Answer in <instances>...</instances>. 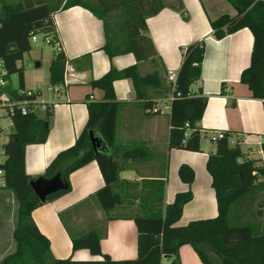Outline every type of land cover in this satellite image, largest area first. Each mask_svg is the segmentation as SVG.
<instances>
[{
	"label": "crops",
	"instance_id": "0c3cea01",
	"mask_svg": "<svg viewBox=\"0 0 264 264\" xmlns=\"http://www.w3.org/2000/svg\"><path fill=\"white\" fill-rule=\"evenodd\" d=\"M183 2L182 13L165 8L148 18L143 36L151 42L145 38L139 40L143 49L139 57L131 53L112 60L103 50L106 33L101 20L83 7L57 11L53 15L57 39L67 58L61 86L50 84L49 69L59 54L53 47L36 54L32 45V51L27 54L35 62L32 74H38L42 82L31 84L25 70V90L39 91L38 101L47 104L53 113L46 143L26 147V172L37 180L44 176L60 152L76 143L88 122L89 104L103 100V92L91 87L93 80L112 68L123 71L137 66L142 75L160 68L168 88V72L179 73L183 49L197 41L206 43L201 87L208 103L202 120L196 125L202 132L201 152L171 149L170 114L151 113L145 101L137 98L131 80L116 81L114 91L119 106L111 156L119 168L121 183L116 191L120 202L108 212L96 199V193L105 186L97 162L72 173L70 192L45 202L31 215L38 230L49 239L53 259L102 260L88 250L73 251L72 239L92 231L100 234L102 252L112 260L136 259L138 233L133 218L163 214L178 193L192 191L194 195L184 207L178 226L218 217L216 194L207 171L208 158L216 152V143L211 141L216 132L228 133L232 147L239 143L246 157L261 160L260 165L264 166V104L253 99L248 87L240 82L243 71L251 64L254 37L248 29L222 40L212 36V21L224 15H237L227 0ZM145 56L150 58L145 60ZM11 91L14 90L7 93L12 95ZM168 95L150 89L148 102L163 106ZM46 111L39 110L36 114L43 118ZM182 165L195 173L191 186L179 177ZM178 261L179 264H203L190 246L180 249ZM161 264H173V259L164 257Z\"/></svg>",
	"mask_w": 264,
	"mask_h": 264
},
{
	"label": "trees",
	"instance_id": "16d2710c",
	"mask_svg": "<svg viewBox=\"0 0 264 264\" xmlns=\"http://www.w3.org/2000/svg\"><path fill=\"white\" fill-rule=\"evenodd\" d=\"M237 15H224L211 22L212 36L217 40L235 34L243 29L251 31L254 37L251 64L241 75L240 82L248 87L253 99L264 104V1L227 0ZM83 7L104 24L106 44L104 52L112 60L127 54L143 51L139 40L150 39L147 31L148 18L165 8L184 12L183 0H22L5 3L0 14V60L4 62L8 77L16 75L20 89H25L24 57L32 51L33 35L52 37L57 41L53 15L59 10ZM121 13L119 24L110 25L108 19ZM125 36L121 38V33ZM151 42V41H150ZM206 54L205 41H197L183 49L182 64L178 73L177 91L181 98L172 103L170 112V148L189 152H201L202 132L197 123L202 120L208 98L204 95L202 65ZM150 56H145V60ZM142 61V60H140ZM67 58L59 53L49 69L50 84H64ZM132 81L137 98L153 114L156 102H148L150 89L170 92L160 68L142 75L137 66L123 71L112 68L103 77L93 80L91 87L103 92V100L89 104V119L76 143L60 152L48 165L42 178L51 179L60 174L67 189L48 199L54 200L70 192L69 177L75 171L92 162H97L105 180V186L95 197L101 207L112 211L120 202L119 168L111 156L114 145L116 117L119 102L116 99L114 83L118 80ZM195 85L197 92L192 94ZM10 93V88L7 90ZM12 96L17 91H11ZM53 113L48 108L41 118L36 113L22 116L17 113L14 130L6 145V161L0 165L6 171V188L19 203L17 226L13 234L16 251L6 256L0 264H161L164 257L179 264V252L183 246H190L203 264H264V229L242 223L246 217L255 216L254 208L260 207L257 215H264V203L256 204L255 194L264 190V166L261 160L246 157L238 143L230 145V135L216 142V152L207 161V171L212 178L218 204V217L189 222L178 226L184 207L193 200L192 191L178 193L174 202L162 214L137 215L133 219L138 233V257L134 260L115 261L103 254L102 237L92 231L72 239L73 251L88 250L95 261H74L53 259L50 241L36 227L32 212L42 203L34 194L31 183L36 180L26 172V147L46 143ZM188 125V127H187ZM91 133L102 140L96 151L92 145ZM188 136L186 137V134ZM185 141V142H184ZM264 153V143L262 144ZM181 181L191 186L195 179L192 168H179ZM112 219V218H111Z\"/></svg>",
	"mask_w": 264,
	"mask_h": 264
},
{
	"label": "built area",
	"instance_id": "2783aa9c",
	"mask_svg": "<svg viewBox=\"0 0 264 264\" xmlns=\"http://www.w3.org/2000/svg\"><path fill=\"white\" fill-rule=\"evenodd\" d=\"M43 41L44 45L53 47L58 53H62L63 49L59 40L53 41L52 37H43V35H33L31 38V44H38ZM177 79L178 74L175 72H168L167 80L170 84V92L163 106H157L153 109L154 113H169L171 112L172 103L181 98V94L177 91ZM10 87L8 80V72L5 68L4 62L0 60V165L5 164L6 157V145L10 139L11 133L14 130V116L20 113L22 116H28L31 113H36L39 110H47V104L40 103L38 97L39 91L35 90H23L19 89L15 96L7 93V89ZM50 91L52 88L49 89ZM91 100L93 97L90 98ZM188 127V125H187ZM188 133L186 134V137ZM224 132H216L211 137V141L216 143L218 140L223 139ZM7 139V141H6ZM185 142V141H184ZM6 171L0 167V188L6 187Z\"/></svg>",
	"mask_w": 264,
	"mask_h": 264
},
{
	"label": "rangeland",
	"instance_id": "374dc122",
	"mask_svg": "<svg viewBox=\"0 0 264 264\" xmlns=\"http://www.w3.org/2000/svg\"><path fill=\"white\" fill-rule=\"evenodd\" d=\"M18 1L22 0H0V14L3 4H12L17 3ZM120 20L121 13H116L108 19V22L110 25L114 26L115 24H119ZM124 36L125 33H121V38ZM32 45L36 50V54L40 53L39 51L41 49H44L45 51H50L52 49V47L44 45L42 39L38 44ZM22 64L25 66V70L27 71V75H29L28 78L31 84L36 83L37 81L40 83L42 82V78H40L38 74H32V70H35V62L30 59L29 55L26 54ZM8 80L10 82L11 90L17 91L20 89L19 79L16 75L8 77ZM41 87L45 88L46 86L42 85ZM255 198L256 204L264 203V190L256 192ZM18 209L19 203L15 195L6 187L0 188V263L6 256L13 254L16 251V243L14 242L13 234L17 226ZM258 210H260V207H257L256 205L254 208L255 216L246 217L242 223L252 224L256 229L262 231L264 229V215H257ZM101 230H104V226L101 227Z\"/></svg>",
	"mask_w": 264,
	"mask_h": 264
},
{
	"label": "water",
	"instance_id": "95a60500",
	"mask_svg": "<svg viewBox=\"0 0 264 264\" xmlns=\"http://www.w3.org/2000/svg\"><path fill=\"white\" fill-rule=\"evenodd\" d=\"M192 94L196 93V86L191 87ZM91 141L94 149L98 151L101 148L102 140L96 136V134L91 133ZM32 190L36 197L42 202L45 203L49 198L57 195L60 192H63L67 189L64 185L61 175L58 174L51 179L40 178L32 181L31 183Z\"/></svg>",
	"mask_w": 264,
	"mask_h": 264
}]
</instances>
